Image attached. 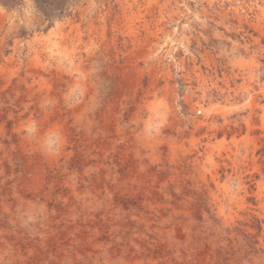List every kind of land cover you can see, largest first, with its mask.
Wrapping results in <instances>:
<instances>
[{"label":"rangeland","instance_id":"374dc122","mask_svg":"<svg viewBox=\"0 0 264 264\" xmlns=\"http://www.w3.org/2000/svg\"><path fill=\"white\" fill-rule=\"evenodd\" d=\"M0 264H264V0H0Z\"/></svg>","mask_w":264,"mask_h":264},{"label":"clouds","instance_id":"9594fccd","mask_svg":"<svg viewBox=\"0 0 264 264\" xmlns=\"http://www.w3.org/2000/svg\"><path fill=\"white\" fill-rule=\"evenodd\" d=\"M53 135H54V134H53ZM53 143H54V140L50 138L49 141H48V145H49V146H52Z\"/></svg>","mask_w":264,"mask_h":264}]
</instances>
